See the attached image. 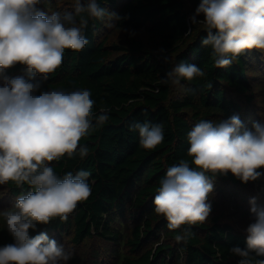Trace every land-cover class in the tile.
<instances>
[{"label":"trees","instance_id":"trees-1","mask_svg":"<svg viewBox=\"0 0 264 264\" xmlns=\"http://www.w3.org/2000/svg\"><path fill=\"white\" fill-rule=\"evenodd\" d=\"M192 1L193 10L187 12L183 0H97L110 15L89 19L84 30L86 47L79 52L66 50L62 66L47 80L35 77L41 90H90L93 113L107 109L109 120L80 141L89 149L86 157L77 153L51 163L60 177L88 171L89 198L78 203L67 221L56 218L47 225L38 224L29 230L30 237L44 232L58 244L76 248L88 243L87 255H95L89 256L96 260L93 264L103 259L109 264H238L240 258L231 248H245L247 234L225 222L214 202L210 201L212 211L206 222L177 230H170L154 211L153 200L167 169L181 161L194 168L187 155V134L197 122L218 123L237 115L246 129L242 109L229 94L253 103L257 91L252 77L260 73L252 72L254 61H264V52L253 50L230 66L217 68L211 46L202 44L207 38L203 25L191 23L200 3ZM41 4L44 8L50 3L42 0ZM107 29L116 32V41L108 32L103 35ZM181 62L200 67L205 75L181 79L176 85L161 83ZM6 71L27 79L23 65ZM146 121L163 127L164 140L153 150L140 146L139 132L131 127ZM259 171L262 175L256 181L264 179V168ZM209 176L214 184L243 189L251 184L231 173ZM30 190L27 184H4L7 197L0 200V209ZM11 208L6 205L0 211V232L1 227L7 231L2 213ZM178 235L183 239L177 240ZM13 242L12 237L0 239V246ZM97 243L100 254L99 248L92 249ZM80 261L75 255L67 263Z\"/></svg>","mask_w":264,"mask_h":264},{"label":"clouds","instance_id":"clouds-1","mask_svg":"<svg viewBox=\"0 0 264 264\" xmlns=\"http://www.w3.org/2000/svg\"><path fill=\"white\" fill-rule=\"evenodd\" d=\"M41 3L0 0V74L17 64L27 74V79L0 77V185L12 182L32 189L2 213L14 242L0 246V264H67L72 258L71 251L46 233L30 237L29 230L56 218L67 221L78 203L89 198L88 171L60 177L51 163L77 153L86 157L89 149L80 141L109 120L107 109L93 113L90 90H41L35 77L47 80L62 66L66 50L82 51L88 44L84 30L89 19L110 14L97 0H75L74 11L51 14L37 7ZM190 20L203 25L207 38L202 44L211 46L217 68L230 66L245 52H264V0H200ZM204 75L200 67L181 62L161 83L176 85ZM131 127L138 130L145 150L164 140L162 125L146 121ZM187 139L194 168L187 161L170 166L153 200L155 213L170 230L208 220L214 191L209 174L215 178L231 173L246 184L259 179L264 168V122L248 130L237 115L218 123L200 120ZM250 203L255 219L245 230L246 247L231 252L240 258L238 264H264V209L255 207L254 197Z\"/></svg>","mask_w":264,"mask_h":264},{"label":"rangeland","instance_id":"rangeland-1","mask_svg":"<svg viewBox=\"0 0 264 264\" xmlns=\"http://www.w3.org/2000/svg\"><path fill=\"white\" fill-rule=\"evenodd\" d=\"M47 2L50 3L48 7L44 6L43 8V4H40L37 7L48 14H51L53 12L64 13L66 11L74 10L73 5L75 3V0H47ZM82 2L84 3V0H82ZM183 2L185 4L187 12L193 10L192 0H183ZM109 31L110 30L108 29L107 31L104 30L103 35L107 32L109 34ZM108 36L110 37L111 41H116L118 38L114 30ZM253 66V73L260 72L257 77H255L254 75V77H252L253 81H255V87L257 91V95H255L253 99L254 102L248 105L245 101L246 99H237L233 94H229L231 98L237 100L238 105L241 107L242 113L240 117L244 118V121L246 123V129L248 130H251L253 128L254 123L264 122V61H254ZM2 76L15 78L21 77V74H8L7 71H5L4 73L0 74V77ZM0 84H2V78H0ZM6 197L7 194L4 191V185H0V200ZM253 197L255 198V207L257 209H264V179L255 181L254 183L251 182V184L245 189L233 185L228 186L221 185L218 183L214 184V191L210 195V201L214 202L218 211L222 214V217L225 222L232 225L235 229L246 233L245 230L247 226L252 223L255 219L254 214L251 212V208L253 207V205L250 203ZM16 199H14L11 204L7 202L6 205L9 207H13ZM4 207H1L2 209H0V211L3 210ZM1 229L2 230L0 232V239L10 240L11 237L9 233L3 227H1ZM61 245H63L66 250H69L73 253L72 257H74L75 255L80 257L81 261L77 262L76 264H93L91 262L95 259H91L89 256L95 257V255H93L92 253H90L89 256L87 255L90 248L88 243L86 245L84 244L83 246L76 248L73 245L67 244L65 242H62ZM100 245V243L95 244V246L92 247L93 251H96L97 248H99L98 251L100 254ZM101 256H103V253ZM98 264H109V262L106 259H103V261Z\"/></svg>","mask_w":264,"mask_h":264}]
</instances>
